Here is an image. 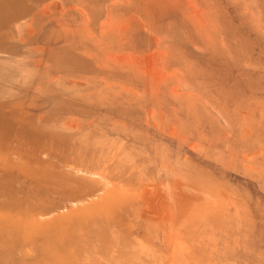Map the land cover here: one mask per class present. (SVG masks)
Segmentation results:
<instances>
[{
    "label": "rangeland",
    "instance_id": "1",
    "mask_svg": "<svg viewBox=\"0 0 264 264\" xmlns=\"http://www.w3.org/2000/svg\"><path fill=\"white\" fill-rule=\"evenodd\" d=\"M0 264H264V0H0Z\"/></svg>",
    "mask_w": 264,
    "mask_h": 264
}]
</instances>
